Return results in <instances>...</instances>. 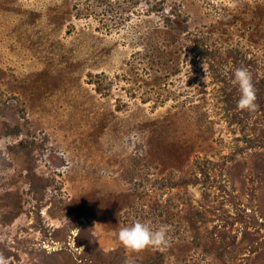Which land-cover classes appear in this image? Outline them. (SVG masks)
Segmentation results:
<instances>
[{
    "label": "rangeland",
    "instance_id": "obj_1",
    "mask_svg": "<svg viewBox=\"0 0 264 264\" xmlns=\"http://www.w3.org/2000/svg\"><path fill=\"white\" fill-rule=\"evenodd\" d=\"M162 1L0 0L12 264H264V105L240 110L232 82L264 89V0ZM137 221L168 245L126 249Z\"/></svg>",
    "mask_w": 264,
    "mask_h": 264
},
{
    "label": "clouds",
    "instance_id": "obj_2",
    "mask_svg": "<svg viewBox=\"0 0 264 264\" xmlns=\"http://www.w3.org/2000/svg\"><path fill=\"white\" fill-rule=\"evenodd\" d=\"M236 0H233L235 6ZM239 90L237 107L240 110L255 112L258 108L256 103L257 94L253 84V77L247 67H236L233 72V81ZM171 226L161 224L153 229L142 222H135L131 226L122 227L117 233L119 242L129 251L140 252L146 248L160 249L168 245V233ZM0 264H12V258L0 253Z\"/></svg>",
    "mask_w": 264,
    "mask_h": 264
},
{
    "label": "trees",
    "instance_id": "obj_3",
    "mask_svg": "<svg viewBox=\"0 0 264 264\" xmlns=\"http://www.w3.org/2000/svg\"><path fill=\"white\" fill-rule=\"evenodd\" d=\"M167 4V0H163L162 3H161V6L159 7L158 4L156 5L157 7L156 8H161L163 9L164 6ZM127 13V12H126ZM127 15L133 19V16L130 15L129 13H127ZM121 20V18H120ZM185 42H187V46L186 45H183L182 48L187 52V53H190L192 54V52H196L197 54H204V53H208L210 54V60L213 62L214 66H216L217 68H220L221 70H225V68H223L224 66L221 65V63H219L218 61V51H214V53L207 47H205V45L207 44L206 42H201V41H198V42H194L192 38H189V37H186L184 39ZM189 42V43H188ZM211 76V75H210ZM221 76L218 77V79H220ZM212 78V81H213V77L211 76ZM225 78V77H224ZM226 79V78H225ZM227 80V79H226ZM221 85V84H220ZM256 89V94H257V101L259 100L260 102L263 103L264 105V89H261L260 86L258 85ZM239 99V96L236 100V103ZM253 141H257L258 144L260 145H263L264 146V141L261 140V139H255ZM251 141V142H253Z\"/></svg>",
    "mask_w": 264,
    "mask_h": 264
},
{
    "label": "bare ground",
    "instance_id": "obj_4",
    "mask_svg": "<svg viewBox=\"0 0 264 264\" xmlns=\"http://www.w3.org/2000/svg\"><path fill=\"white\" fill-rule=\"evenodd\" d=\"M90 109H92V108H90ZM86 110V109H85ZM87 111V110H86ZM88 111H89V109H88ZM91 111V110H90ZM87 114H88V112H87ZM56 131V130H55ZM100 143V142H99ZM201 233V232H200ZM210 242V241H209Z\"/></svg>",
    "mask_w": 264,
    "mask_h": 264
}]
</instances>
